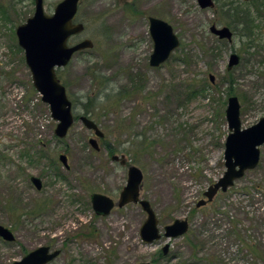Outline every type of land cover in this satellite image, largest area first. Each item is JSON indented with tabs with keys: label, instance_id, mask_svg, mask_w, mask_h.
<instances>
[{
	"label": "rangeland",
	"instance_id": "rangeland-1",
	"mask_svg": "<svg viewBox=\"0 0 264 264\" xmlns=\"http://www.w3.org/2000/svg\"><path fill=\"white\" fill-rule=\"evenodd\" d=\"M59 1L43 0L44 13ZM212 2L202 8L197 0H81L75 20L84 30L68 42L88 38L93 46L56 69L75 115L58 138L15 34L33 14L34 1L0 0V224L15 236L0 238V264L43 245L59 249L47 264H264V144L256 168L196 206L225 170L227 98L237 97L242 128L264 117V0ZM235 9L243 11L240 21H233ZM149 16L166 20L180 40L157 67L149 65ZM211 24L230 27L232 39L217 38ZM231 52L240 61L228 70ZM134 82L141 89L105 112L109 99L103 96ZM190 84L203 90L188 93ZM86 107L104 133L99 150L88 142L92 130L77 118ZM107 142L120 146L114 153L125 154L126 165L110 159ZM129 164L143 173L140 195L153 206L160 230L186 217L188 233L144 243L139 229L146 214L139 204L94 212L90 194L117 201ZM32 176L41 179V189Z\"/></svg>",
	"mask_w": 264,
	"mask_h": 264
},
{
	"label": "water",
	"instance_id": "water-1",
	"mask_svg": "<svg viewBox=\"0 0 264 264\" xmlns=\"http://www.w3.org/2000/svg\"><path fill=\"white\" fill-rule=\"evenodd\" d=\"M80 0H61L53 8L51 14H45L43 10V0H34L33 14L24 23L17 25L15 34L18 45L24 51L25 63L27 64L33 86L40 93L41 100L47 103L50 116L57 123L54 134L58 138L66 136L68 129L74 122V115L71 110L65 86L60 82L56 74V68L64 67L68 64L73 54L77 51L91 48L93 42L82 39L73 44H68V39L84 30V24L80 21H73ZM202 8L212 7V0H197ZM149 34L153 41V49L149 55V65L157 67L166 62L169 55L179 45L180 40L174 33L171 25L166 21L154 16L148 17ZM210 31L218 38L231 39V31L228 27L210 25ZM227 68H231L239 60L236 54L229 56ZM211 81L213 76L210 75ZM239 101L235 95L227 98V105L224 110L226 123L228 126L227 136L224 139L223 159L226 169L224 173L213 184L209 185L202 193L203 198L196 203L202 206L207 201H211L215 193L219 190L225 192L232 186L236 179L243 177L246 170L256 168L260 149L258 145L264 142V117L259 118L253 125L242 128L239 118ZM81 122L92 130L95 137H90V146L99 150L97 138L104 136L98 124L86 116L80 117ZM112 161H118L120 165L127 164L125 154H112ZM58 160L65 168H68L67 155L60 153ZM143 174L141 169L134 165L127 166L126 184L119 193L116 202L105 194L92 192L90 202L92 209L98 215H107L114 205L119 207L132 202L140 205L146 213V217L139 229L140 239L144 243H151L161 236L174 238L184 235L189 223L183 218H175L170 223L163 226L161 233L158 218L150 202L140 195L141 181ZM32 183L37 189H41L42 182L39 177L32 176ZM0 237L5 241H13L15 236L12 230L0 224ZM170 244L166 242L162 247V253L167 254ZM59 254V250H50L48 246H39L21 259L14 260L11 264H46ZM137 264H150L141 262Z\"/></svg>",
	"mask_w": 264,
	"mask_h": 264
},
{
	"label": "trees",
	"instance_id": "trees-1",
	"mask_svg": "<svg viewBox=\"0 0 264 264\" xmlns=\"http://www.w3.org/2000/svg\"><path fill=\"white\" fill-rule=\"evenodd\" d=\"M141 88H140V84L139 83H136V82H134V84L131 86V88L130 89H120V90H117L116 92H111V93H106L104 96H103V100H108L109 99V101H108V105H106V106H102V108H104V111L105 112H108V111H111V112H114L115 110H116V108H117V106H118V104H119V102H118V100H121L122 98H124V97H126L128 94H129V92H138L139 90H140ZM203 90V88L202 89H199V88H195L194 86H193V84H190V87H188L187 88V91H188V93L190 92L191 94H199V93H201L200 91H202ZM111 98V99H110ZM107 106H110V107H107ZM99 108H101V107H99ZM85 112L86 113H92V112H94V110H93V108L91 107V108H88V107H86V109H85ZM122 121V120H121ZM119 122H120V120H119ZM118 123V122H117ZM117 128H122V126H120V125H118L117 126ZM141 141V144H139L141 147H147L146 145H144L145 143H148V142H146V139H145V141H143V140H140ZM120 146H117V147H115V146H112L111 145V143L110 142H107V143H105V148H107V150H108V153H110V154H113L114 152H116L117 150H120V148H119ZM127 148V147H126ZM126 148H124V150H123V152L124 151H126L127 152V149ZM121 151H122V149H121ZM258 187V189L259 188H261V186H259V185H257ZM243 242H245V241H243ZM245 244H246V242H245ZM251 247H253V246H250V248ZM196 248V247H195ZM252 254V253H251ZM253 256H254V254H252ZM257 256H259V255H257ZM256 257V256H255ZM258 258V257H257ZM192 259L193 260H195V261H200V260H202V259H204V257H198L197 255H193L192 256Z\"/></svg>",
	"mask_w": 264,
	"mask_h": 264
},
{
	"label": "flooded vegetation",
	"instance_id": "flooded-vegetation-1",
	"mask_svg": "<svg viewBox=\"0 0 264 264\" xmlns=\"http://www.w3.org/2000/svg\"><path fill=\"white\" fill-rule=\"evenodd\" d=\"M34 1V0H33ZM243 14V11L241 12V11H238L237 9H235V12H234V17H233V21L235 20V18L238 20V21H240L241 19H242V15ZM240 16V17H239ZM212 25V24H211ZM215 25V24H214ZM216 26V25H215ZM225 26V25H224ZM217 27V26H216ZM225 27H228V26H225ZM229 29H230V31H231V36H232V34H233V32H232V30H231V28L230 27H228ZM217 38H218V36L217 35H215ZM221 39H226V40H228L227 38H221ZM232 39V38H231ZM231 39H229V40H231ZM228 40V41H229ZM143 198V197H142ZM149 201V200H148ZM150 202V201H149ZM151 204V203H150ZM115 206V205H114ZM113 206V207H114ZM152 206V205H151ZM119 207V206H118ZM152 208H153V206H152ZM142 209V208H141ZM153 210H154V208H153ZM154 212H155V210H154ZM146 214V213H145ZM155 214H156V212H155ZM157 216V215H156ZM158 218V217H157ZM187 221H188V219L186 218V217H184ZM159 223V222H158ZM170 223V222H169ZM188 223H189V221H188ZM188 228H189V226H188ZM187 231H188V229H187ZM187 231H185V233H188ZM184 233V234H185ZM183 236V235H182ZM163 247V246H162ZM161 252H162V248H161ZM165 255V254H164Z\"/></svg>",
	"mask_w": 264,
	"mask_h": 264
},
{
	"label": "bare ground",
	"instance_id": "bare-ground-1",
	"mask_svg": "<svg viewBox=\"0 0 264 264\" xmlns=\"http://www.w3.org/2000/svg\"><path fill=\"white\" fill-rule=\"evenodd\" d=\"M232 53H234V54H236L235 52H231L230 54H232ZM237 55V54H236ZM230 56V55H229ZM237 57L239 58V56L237 55ZM239 61H240V58H239V60H238V62L236 63V64H233L232 66H234V65H237L238 63H239ZM231 66V67H232ZM226 69H228V70H231V68H226ZM210 75H212L213 76V81H214V75L212 74V73H209V75H208V81H210V82H212L211 81V78H210ZM40 94V93H39ZM69 99V98H68ZM70 101V100H69ZM71 102V101H70ZM71 110H72V104H71ZM72 113H73V111H72ZM74 115V114H73ZM89 115H90V113H86V112H84V114H81V115H79L77 118L80 120V117L81 116H86L87 118H89V119H92L91 117H89ZM74 120H75V115H74ZM81 121V120H80ZM98 141V140H97ZM224 143V142H223ZM99 144V143H98ZM264 144V142L262 143V144H260V145H258V147H259V149H260V147L262 146ZM100 147V146H99ZM112 154H110V156H111ZM260 156H261V154H260ZM259 160H260V158H259ZM225 169H226V166H225ZM143 174V173H142ZM103 194V193H102ZM161 233H162V231H161Z\"/></svg>",
	"mask_w": 264,
	"mask_h": 264
}]
</instances>
